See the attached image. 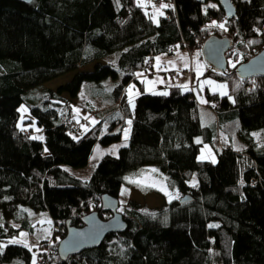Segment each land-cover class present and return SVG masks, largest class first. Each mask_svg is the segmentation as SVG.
Segmentation results:
<instances>
[{
  "label": "trees",
  "instance_id": "trees-1",
  "mask_svg": "<svg viewBox=\"0 0 264 264\" xmlns=\"http://www.w3.org/2000/svg\"><path fill=\"white\" fill-rule=\"evenodd\" d=\"M232 1L236 16L227 18L215 0H0V264H264V76L234 72L264 48V0ZM209 34L232 39L226 72L204 68L228 86V95L205 89L212 124L201 123L193 89L179 84L130 104L125 86L141 84L138 71L154 72V58L178 46L182 56L200 52ZM67 72L56 88L45 84ZM119 76L103 110L116 107L108 130L102 119L83 124L84 116L73 125L72 99L84 81L96 90ZM21 105L43 138L18 124ZM127 118L128 143L102 155L87 179L73 174L96 143L121 140ZM203 144L216 160L199 159ZM147 166L180 197L153 207L128 199L118 208L125 230L62 258L67 228L93 211L108 218L101 196L118 197L125 175ZM184 195L192 199L181 202ZM29 207L50 216V236L21 239L35 231Z\"/></svg>",
  "mask_w": 264,
  "mask_h": 264
},
{
  "label": "rangeland",
  "instance_id": "rangeland-1",
  "mask_svg": "<svg viewBox=\"0 0 264 264\" xmlns=\"http://www.w3.org/2000/svg\"><path fill=\"white\" fill-rule=\"evenodd\" d=\"M181 52L184 53L185 49L178 46L172 54L167 53L163 57L160 55L156 56L153 60L154 72L147 73L146 71H138L137 78L141 84L132 80L129 85L127 84L125 86V92L131 100L130 104H133L134 99L140 93H166L168 92L170 86L176 84L181 85L183 90H187L191 87L199 104L201 123L203 125H210L215 119V114L207 104L208 99L205 89L208 88L210 91H218L221 95H228V86L224 81H220L203 74L205 62L198 49H192L191 55H189L187 51L185 54H187L188 57L181 56ZM171 57H173V60H171ZM190 61H192L190 68L193 73H195V77L193 79L183 70V68L187 66ZM83 69H91V67L88 66ZM171 70L178 71V75L173 77L172 73L175 71L170 73ZM72 74L73 72H67L54 80L46 82L45 84L49 87L56 88L60 83L70 79ZM119 81L120 76L117 79L108 77L103 80V85L100 89L96 90L92 89V85H89L92 84L91 82L84 81L77 97L72 99V109L76 117L73 125L82 121L83 116L85 118H89V122L85 123L82 121V123L87 126L99 119H102L103 129L104 131H107L112 118L116 117L115 114H111L109 112L112 110L116 111V107H109L106 111L103 110L106 105H109V103L112 102L110 99L111 90ZM64 95L67 96L66 94ZM20 112L21 115L18 124L21 127L28 129L33 137H37L39 139L43 138V134L39 132L37 123L35 121L28 120V118H32V115L25 105H21ZM129 121V118H127L124 127L121 129L122 138L119 142L111 144L97 143V147L93 148L88 165L83 169L73 170V174L82 179H87L91 175L102 155L106 153L114 155L117 154L119 147L128 143L130 131ZM119 129L120 127L115 131H118ZM125 133H127V137L125 136ZM196 140H200V136H196ZM198 157L199 159H208L212 161L216 160L215 151L210 144H203L201 146ZM195 181L196 178H194L193 182ZM180 195V192L176 188L169 185L166 176L156 166H147L136 172L125 175V179L122 183L118 196L119 209L123 207V204L128 199H134L153 207L162 205L164 201L180 197ZM28 217L36 221V223H34L35 231L34 234H32V237H30L29 234L28 236L25 233H21V239L26 241L30 239H32V241H38L51 235L53 222L46 212H37L33 208L29 207Z\"/></svg>",
  "mask_w": 264,
  "mask_h": 264
},
{
  "label": "water",
  "instance_id": "water-1",
  "mask_svg": "<svg viewBox=\"0 0 264 264\" xmlns=\"http://www.w3.org/2000/svg\"><path fill=\"white\" fill-rule=\"evenodd\" d=\"M29 2L31 0H21ZM204 2L206 0H198ZM222 7L225 16H236V6L232 0H215ZM232 46L229 36L209 34L200 45V54L205 64L217 73H225L228 66L227 51ZM235 74L245 79L252 76H264V48L247 60L239 63L234 68ZM192 196L184 195L180 201L191 200ZM119 200L117 196L103 194L101 196V208L110 212L108 218H101L97 212H89L82 217L83 224L69 226L66 234L58 243V252L62 258L69 254H76L85 249L99 246L105 236L111 232L123 231L127 227L126 220L118 210Z\"/></svg>",
  "mask_w": 264,
  "mask_h": 264
},
{
  "label": "built area",
  "instance_id": "built-area-1",
  "mask_svg": "<svg viewBox=\"0 0 264 264\" xmlns=\"http://www.w3.org/2000/svg\"><path fill=\"white\" fill-rule=\"evenodd\" d=\"M188 54H189V55L192 54V49H188ZM185 56H187V55L184 54V57H185ZM150 63H151V61H150V60H147V64H150ZM186 73H187V75H189L190 77H192V75H193V71H192L191 68H190ZM174 75L177 76V75H178V71H175V72H174ZM68 122L70 123V122H73V121H72L71 118H69V119H68Z\"/></svg>",
  "mask_w": 264,
  "mask_h": 264
},
{
  "label": "snow or ice",
  "instance_id": "snow-or-ice-1",
  "mask_svg": "<svg viewBox=\"0 0 264 264\" xmlns=\"http://www.w3.org/2000/svg\"><path fill=\"white\" fill-rule=\"evenodd\" d=\"M162 7H168V5H162ZM220 27H223V25H220ZM157 59H159V58H157ZM233 67H235V65H233ZM221 87H223V86H221ZM128 123L131 124V121H129ZM125 136L127 137V133H125ZM33 138L36 139L37 137H33ZM18 242L19 241H17V240H11V241H9V243H18Z\"/></svg>",
  "mask_w": 264,
  "mask_h": 264
},
{
  "label": "crops",
  "instance_id": "crops-1",
  "mask_svg": "<svg viewBox=\"0 0 264 264\" xmlns=\"http://www.w3.org/2000/svg\"><path fill=\"white\" fill-rule=\"evenodd\" d=\"M182 54H183V52H181V56H182ZM184 68H185V67H184ZM96 145H97V143L95 144V147H97ZM95 147H94V148H95ZM82 169H83V168H82ZM77 170H79V169H77Z\"/></svg>",
  "mask_w": 264,
  "mask_h": 264
}]
</instances>
